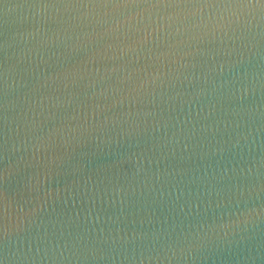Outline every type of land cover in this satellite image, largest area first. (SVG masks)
Here are the masks:
<instances>
[{
	"label": "water",
	"instance_id": "1",
	"mask_svg": "<svg viewBox=\"0 0 264 264\" xmlns=\"http://www.w3.org/2000/svg\"><path fill=\"white\" fill-rule=\"evenodd\" d=\"M0 264H264V2L0 0Z\"/></svg>",
	"mask_w": 264,
	"mask_h": 264
},
{
	"label": "snow or ice",
	"instance_id": "2",
	"mask_svg": "<svg viewBox=\"0 0 264 264\" xmlns=\"http://www.w3.org/2000/svg\"><path fill=\"white\" fill-rule=\"evenodd\" d=\"M157 5H165L171 7L174 3L180 2V0H155ZM264 2V0H261Z\"/></svg>",
	"mask_w": 264,
	"mask_h": 264
}]
</instances>
